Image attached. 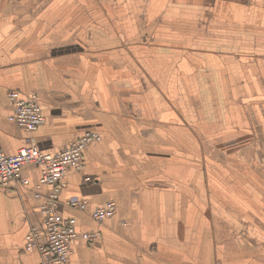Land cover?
Returning <instances> with one entry per match:
<instances>
[{"label":"crops","instance_id":"crops-1","mask_svg":"<svg viewBox=\"0 0 264 264\" xmlns=\"http://www.w3.org/2000/svg\"><path fill=\"white\" fill-rule=\"evenodd\" d=\"M9 90L43 108L40 151L102 137L57 207L76 219L72 264H264V0H0L11 155L29 135L8 120ZM22 174L28 185L0 189V264H42L25 236L50 186L36 198L41 168ZM109 200L115 215L95 220Z\"/></svg>","mask_w":264,"mask_h":264},{"label":"built area","instance_id":"built-area-1","mask_svg":"<svg viewBox=\"0 0 264 264\" xmlns=\"http://www.w3.org/2000/svg\"><path fill=\"white\" fill-rule=\"evenodd\" d=\"M7 95L14 107L8 120L28 133L26 141L29 144L20 147L11 155L6 154L0 144V189L9 191L13 182L28 185L29 180L22 174L25 165L34 164L41 168L35 197L39 199L42 197L40 189L43 185H49L50 191L40 203L42 225L32 227L26 234L24 248L28 252H38L42 264H72V241L79 236L76 219L61 216L57 212V207L61 193L66 187V174L70 170L85 169V150L89 145L100 142L102 137L98 132L86 131L59 152L44 153L40 151L31 136V133L46 121L44 110L38 103L36 95L23 97L18 90H9ZM86 180L91 178L87 177ZM65 203L81 211L88 206V200L81 197H70ZM116 206L114 200H109L96 207L92 211V217L100 222L109 219L115 215ZM81 235L88 245H93L96 243L99 232L87 231Z\"/></svg>","mask_w":264,"mask_h":264}]
</instances>
